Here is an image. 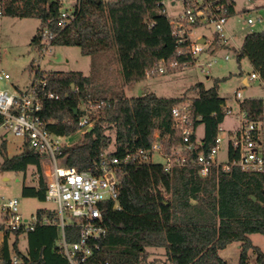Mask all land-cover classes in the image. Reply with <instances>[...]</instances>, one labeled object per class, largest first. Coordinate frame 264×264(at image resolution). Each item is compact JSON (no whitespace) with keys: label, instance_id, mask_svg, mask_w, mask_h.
Segmentation results:
<instances>
[{"label":"trees","instance_id":"16d2710c","mask_svg":"<svg viewBox=\"0 0 264 264\" xmlns=\"http://www.w3.org/2000/svg\"><path fill=\"white\" fill-rule=\"evenodd\" d=\"M216 4H223L228 16L235 13L233 0H216ZM0 8L2 15L39 19L37 34L32 38L39 50L44 45L41 31L49 26L56 33L52 45L79 46L92 59L89 75L74 70L34 71L47 78L46 90L58 95L45 100L42 110L46 127L54 133L69 136L79 130L82 101L103 102L91 118L92 129L84 131L79 141L62 148L65 165L95 170L105 156L123 159L139 149L150 150L155 141L161 143L164 153H171L183 143L171 109L185 98L192 101L194 139L196 129L204 126L202 144L193 151V157L215 145L229 109L219 94L220 79L209 88L198 82L181 97H162L153 92L130 97L123 89L126 83L145 79L151 68L164 64L173 70L172 62H195L190 54L178 53L189 41L177 44L163 0H79L75 19L64 28L58 26L61 0H0ZM237 57L239 62L246 58L264 81V30L246 34ZM114 61L122 84H108L100 74L101 70L112 71ZM190 91L197 95L188 96ZM239 109L246 113L247 122L256 124L254 133L259 138L264 121L263 98L239 100ZM112 132L115 149L108 151ZM0 153V171L25 174L29 166H35L38 185L24 184L23 194L45 200L46 157L29 147L9 156L4 139ZM239 156L231 140L230 169L213 166L205 176L193 159L169 171L161 163L122 162L117 169L121 208L111 203L105 207L106 235L81 264H231L220 251L233 242L240 243L237 264H252L250 252L255 254L257 264H264V251L250 237L252 233L264 235V172L233 164ZM45 213L55 215L44 208L37 210L39 215ZM65 233L69 242L78 239L73 225H67ZM22 234L28 240L26 252L19 248ZM14 236L10 247L9 234L5 235L0 264H70L59 246L61 229L57 223H39L33 230L16 231ZM150 249H163L164 259H150ZM12 254L18 257L17 263L11 261Z\"/></svg>","mask_w":264,"mask_h":264},{"label":"built area","instance_id":"2783aa9c","mask_svg":"<svg viewBox=\"0 0 264 264\" xmlns=\"http://www.w3.org/2000/svg\"><path fill=\"white\" fill-rule=\"evenodd\" d=\"M185 9L177 17L171 19L177 44L183 45L189 41L185 48H180L178 53H188L196 61L199 55L208 52L210 44H225L229 36L226 35V23L228 19L227 9L223 4L214 5L216 0H183ZM71 6L62 8L58 17L59 28H64L76 17L79 0H71ZM0 15L2 11L0 8ZM262 21L261 17L256 19ZM249 17L247 22H256ZM214 28L211 40L206 34L197 33L198 28ZM197 33V34H196ZM44 45L41 48L46 53L52 46V40L56 37L49 26L42 29ZM204 40V42H203ZM224 58H230L225 54ZM216 57H210L204 64L209 66L217 62ZM195 63V62H194ZM193 63V64H194ZM192 64L184 62H172V68L188 67ZM161 66L147 71V77L156 73H164ZM251 80L260 78V75L252 71ZM47 78L34 73L30 83L21 86L12 82V75L4 68H0V129L13 132L22 138L26 147L52 161L53 168L47 179L46 199L55 202L57 209L52 210L55 215L48 213L35 214L30 219L25 218L20 211L18 198H6L0 205V250L6 234H14L16 231L33 230L37 224H54L61 229L59 246L68 258L70 264L85 262L98 247L97 242L105 237L107 229L104 224L103 212L108 204L120 209L119 190L120 184L117 169L122 162L142 164L153 162L154 152H160L165 158L161 163L165 170L173 167L185 166L190 159L200 167V173L205 176L211 167L221 165L228 170L231 163H220L218 153L220 150L221 136L215 139L208 151H200L193 157V151L202 144V140L194 139L195 130L192 127V101L185 98L172 106V115L176 127L182 137V145L173 149L171 153H164L159 141H155L150 150L139 149L135 153L127 154L123 159L113 156H105L95 167V170H79L76 166L65 165L62 161V148L71 142L64 141L65 135L52 132L46 127L42 118L43 102L48 99H56L58 95L54 91H47ZM236 96L241 97V92L236 91ZM103 102L86 100L79 107V130L86 131L92 128V116ZM227 113H232L229 108ZM242 124L232 139L233 145L239 150L240 156L233 164L244 170L264 172V143L260 137H256L254 130L256 124L247 122L246 113L241 111ZM264 122V121H263ZM69 220V221H68ZM73 225L77 228L78 239L69 242L66 239L65 227ZM2 261L0 255V263ZM13 263L18 262L15 254L11 255Z\"/></svg>","mask_w":264,"mask_h":264},{"label":"rangeland","instance_id":"374dc122","mask_svg":"<svg viewBox=\"0 0 264 264\" xmlns=\"http://www.w3.org/2000/svg\"><path fill=\"white\" fill-rule=\"evenodd\" d=\"M63 7H70L71 0H61ZM108 1V0H104ZM235 3V13L230 15L226 23V35L230 36L223 47L217 51L220 44L214 43L216 46H210L208 51L198 56L195 63L188 67H177L169 70L164 64V73H156L143 80L135 83H126L123 89L127 96H141L146 93L154 92L162 97H181L192 85L203 82L205 87L209 88L215 84L216 79L219 82V94L226 99L228 108L232 109V113H227L224 119L225 130L221 131V143L218 153L219 160L228 161L229 139L234 137L236 131L230 133L228 129L235 130L241 121V113L239 109V100L249 97H260L264 100V81L260 78L251 80L250 85H245L242 81L244 76L249 77L253 71L247 59L238 61L237 50L240 49L246 34L253 31L264 30V1L263 0H233ZM165 12L170 19L177 17L184 11L185 5L183 0H163ZM251 17L256 20L258 17L262 21L249 24L247 19ZM40 21L34 17H12L0 15V68H4L12 75V82L24 86L30 83L36 68L44 72L47 71H84L85 74L92 68V59L88 55H84L79 46L68 45H52L46 53L39 50L33 43L32 38L37 34ZM214 28H198L197 33H204L210 39L212 38ZM196 33V34H197ZM225 54H229L230 58L225 59ZM210 57H216L217 62H213L211 66L204 64ZM111 70H101V76L106 83H120L123 80L119 76L117 70L118 65L112 62ZM111 71V72H110ZM236 91L241 92V97L236 96ZM196 91H190L188 96H196ZM260 139L264 143V122L260 126ZM84 131L65 136L64 141L77 142ZM198 132L202 135L203 125H200ZM113 142L108 151L115 149V134L112 132ZM6 140L7 153L9 156L20 153L26 147L22 138L17 137L13 132L0 129V143ZM3 155L0 153V162ZM165 158L160 152H154L153 162L163 163ZM53 164L49 159L43 162L44 175L46 180L49 178V172L52 170ZM38 185V174L35 166H29L24 174L17 171H0V205L6 198H18L20 202V211L25 218H31L37 214L39 208L47 210H55L57 206L52 200H40L34 196L23 194V186ZM1 219V211H0ZM69 221V220H68ZM250 237L254 244L261 247L264 251V235L260 233H252ZM15 239L14 234H10L8 242L12 247ZM19 248L26 252L28 249V240L26 234H22L19 238ZM12 249V248H11ZM220 255L231 264H237L240 258V243H230L225 249L220 251ZM150 259L163 260V249H150ZM250 262H255V254L250 252Z\"/></svg>","mask_w":264,"mask_h":264},{"label":"crops","instance_id":"0c3cea01","mask_svg":"<svg viewBox=\"0 0 264 264\" xmlns=\"http://www.w3.org/2000/svg\"><path fill=\"white\" fill-rule=\"evenodd\" d=\"M203 34V33H202ZM208 37V36H207ZM230 38H231V35L229 36ZM210 39V38H209ZM211 40V39H210ZM218 43H216V45H217ZM211 45H213V47H211V50H212V48H215L216 46L214 45V44H210V46ZM225 44H220V45H218V47H217V51H218V49L220 48V47H223ZM210 46H209V48H210ZM217 51H215V52H217ZM210 54H214V53H211L210 51H208ZM244 59H246V58H243L242 60H244ZM249 62V61H248ZM249 64H250V62H249ZM250 66H251V68L253 69V67H252V65L250 64ZM254 71V70H253ZM81 72H83L84 74H85V72L84 71H81ZM89 72H91V70L89 71ZM85 75H89V74H85ZM249 77H250V75H249ZM249 77H247V76H244L243 78H242V81H243V83L245 84V85H250V81H251V79L249 78ZM29 84V83H28ZM27 85V84H26ZM26 85H24V86H26ZM154 93V92H153ZM240 113H241V111H240ZM241 124H242V117H241V121H240V124H239V126H238V128H236L235 130H232V129H228L229 131H230V133L231 132H233V131H238L239 129H240V127H241ZM224 125H225V121L221 124V127H220V132H219V136H221V131L222 130H225V127H224ZM200 127V126H199ZM199 127L196 129V135H197V138L199 139V140H202L203 139V137H204V126H203V133H202V135L198 132V130H199ZM235 137V136H234ZM234 137H232V138H230L229 139V142L234 138ZM218 161L220 162V163H226V162H222V161H220L219 160V157H218Z\"/></svg>","mask_w":264,"mask_h":264},{"label":"water","instance_id":"95a60500","mask_svg":"<svg viewBox=\"0 0 264 264\" xmlns=\"http://www.w3.org/2000/svg\"><path fill=\"white\" fill-rule=\"evenodd\" d=\"M98 2H100V0H98ZM204 42V40H203ZM75 113L77 114L78 113V109H75ZM92 128H90L89 130H91Z\"/></svg>","mask_w":264,"mask_h":264}]
</instances>
